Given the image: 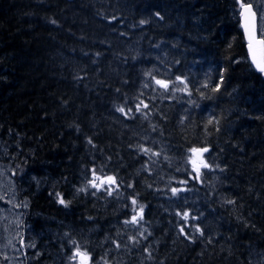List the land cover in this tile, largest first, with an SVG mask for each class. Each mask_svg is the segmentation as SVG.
<instances>
[{
  "label": "trees",
  "instance_id": "obj_1",
  "mask_svg": "<svg viewBox=\"0 0 264 264\" xmlns=\"http://www.w3.org/2000/svg\"><path fill=\"white\" fill-rule=\"evenodd\" d=\"M238 18L236 0H0V140L56 261L75 232L95 264L264 253V81Z\"/></svg>",
  "mask_w": 264,
  "mask_h": 264
},
{
  "label": "rangeland",
  "instance_id": "obj_2",
  "mask_svg": "<svg viewBox=\"0 0 264 264\" xmlns=\"http://www.w3.org/2000/svg\"><path fill=\"white\" fill-rule=\"evenodd\" d=\"M255 1V0H254ZM259 3H262L263 9L260 11L261 15V26H264V0H258ZM125 113V111H123ZM1 154H7L6 152V147L3 145L2 141L0 140V253H2V249L4 250V254L9 256H12L15 252V240L18 237V231L16 229L17 224L11 223H19V213H16V208L19 207L18 202L16 201V194L19 191H24V188L20 189L19 186L17 187V178L16 177V170H17V162L13 160L12 157H10L9 160H7V156H1ZM201 157V156H200ZM3 160L8 161V165L4 164ZM192 168L195 170H198V173H200L202 167H205V162L204 160H199L198 157H196L194 154H192L190 158ZM200 167V169H199ZM200 171V172H199ZM101 180L96 181L94 183L95 187L99 184ZM20 182V180H19ZM22 186V183H21ZM24 195L25 191H24ZM27 196V195H26ZM28 197V196H27ZM29 198V197H28ZM106 205H115L116 208L120 209L124 207V204H122L121 201H116V202H110L106 201ZM137 218V217H135ZM46 219V218H45ZM51 222L56 221L53 218H50ZM137 221H133V224L135 225ZM132 227H135L132 225ZM47 235V243H55L56 240V234L51 231V229L46 230L45 233ZM72 238L69 239L67 242L72 245V249L70 248L69 253H60L58 255V259L56 261V255L54 252L48 251V257H49V263H54L57 262L56 264H79L74 256L77 252L81 253L84 257L89 258L90 264H95L93 255L88 252L87 250L83 249V244L85 242H89V239L86 237L85 234H82L80 232H75V233H69ZM59 246H61L59 244ZM54 248V247H53ZM102 248L107 250V247ZM45 249V247L42 248V251ZM39 250V249H38ZM41 251V250H40ZM45 251V250H44ZM52 253V254H50ZM52 255V259L50 258ZM253 259H255L253 262L254 264H264V253H254L253 254ZM96 261H100V258H98ZM87 264H89L87 262Z\"/></svg>",
  "mask_w": 264,
  "mask_h": 264
},
{
  "label": "flooded vegetation",
  "instance_id": "obj_3",
  "mask_svg": "<svg viewBox=\"0 0 264 264\" xmlns=\"http://www.w3.org/2000/svg\"><path fill=\"white\" fill-rule=\"evenodd\" d=\"M241 2L252 5L257 17V38H261L260 33L264 32V26L262 27L260 23V11L263 9L262 3H259L258 0H241ZM250 67L253 69L251 64ZM257 74L264 80L261 73ZM16 184L17 187L19 186L20 189H23L19 181ZM16 201L19 204V207L16 208V213H19L20 215L19 223H13L11 221L12 225L17 224L16 229L18 231V237L16 238L14 245L15 252L12 256H9V254H4V250L2 249V253H0V264H54L44 262L45 255L43 251L49 246V243H47V236L43 237L45 235L43 233L50 228V225L45 222L46 220H49V218L31 209V200L24 195V191H19L18 189ZM53 222L56 224V221ZM43 247H45V249L42 251ZM53 247V252L56 255V240Z\"/></svg>",
  "mask_w": 264,
  "mask_h": 264
},
{
  "label": "snow or ice",
  "instance_id": "obj_4",
  "mask_svg": "<svg viewBox=\"0 0 264 264\" xmlns=\"http://www.w3.org/2000/svg\"><path fill=\"white\" fill-rule=\"evenodd\" d=\"M238 3H240V8L242 9L241 15L245 18V32L248 35L249 40V50L253 55V63L256 64L257 69L260 72H264V32L260 33L261 38H257L256 28L254 24L255 20V12L252 10L251 4H245L241 2V0H237ZM251 17L253 21L252 29L249 31L248 26V19ZM259 51L260 53V59L257 61L256 53ZM158 84H161V86L167 88V85L164 84L162 81H157ZM120 111H123V109H120ZM95 187V185H93ZM83 190V189H81ZM60 203H64L63 200H60ZM135 203V201L133 202ZM187 215V214H185ZM135 221V218H134ZM76 255H82L81 253L77 252Z\"/></svg>",
  "mask_w": 264,
  "mask_h": 264
},
{
  "label": "water",
  "instance_id": "obj_5",
  "mask_svg": "<svg viewBox=\"0 0 264 264\" xmlns=\"http://www.w3.org/2000/svg\"><path fill=\"white\" fill-rule=\"evenodd\" d=\"M241 12H242V10H241ZM245 22H246V21H245V18L241 15V19H240V27H241V30H242L243 36H244V38H245V40H246V49H247V52H248V55H249V59H250L251 64H252L253 67L255 68V70H256L257 72H260V71L257 69L256 64L253 63V55H252V53H251L250 50H249V40H248V35H247L246 32H245ZM254 24H255V20H254ZM252 25H253V21H252L251 17H249V19H248L249 31H251V29H252ZM256 58H257V61H259V59H260V53H259V51H257V53H256ZM197 153H198V154H203L204 151H198ZM81 259H82L81 256H79V260H81ZM81 261H82V260H81Z\"/></svg>",
  "mask_w": 264,
  "mask_h": 264
},
{
  "label": "bare ground",
  "instance_id": "obj_6",
  "mask_svg": "<svg viewBox=\"0 0 264 264\" xmlns=\"http://www.w3.org/2000/svg\"><path fill=\"white\" fill-rule=\"evenodd\" d=\"M205 158L207 159V157L205 156ZM203 168V167H202ZM199 169H200V167H199Z\"/></svg>",
  "mask_w": 264,
  "mask_h": 264
}]
</instances>
